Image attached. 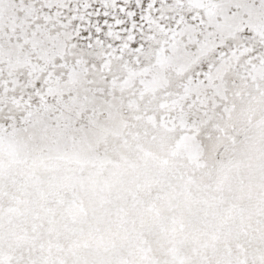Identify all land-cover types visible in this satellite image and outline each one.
I'll return each mask as SVG.
<instances>
[{
    "label": "snow or ice",
    "instance_id": "obj_1",
    "mask_svg": "<svg viewBox=\"0 0 264 264\" xmlns=\"http://www.w3.org/2000/svg\"><path fill=\"white\" fill-rule=\"evenodd\" d=\"M0 264H264V0H0Z\"/></svg>",
    "mask_w": 264,
    "mask_h": 264
}]
</instances>
